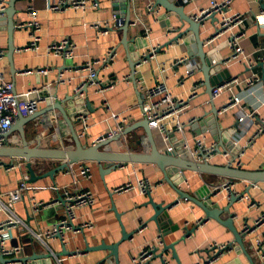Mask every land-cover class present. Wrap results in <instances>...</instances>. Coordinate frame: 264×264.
<instances>
[{
	"label": "crops",
	"instance_id": "crops-1",
	"mask_svg": "<svg viewBox=\"0 0 264 264\" xmlns=\"http://www.w3.org/2000/svg\"><path fill=\"white\" fill-rule=\"evenodd\" d=\"M97 1L100 5L99 10H87L85 12L79 10L51 12L47 10L45 0H19L16 2L15 25L28 21L26 11L29 6H33L38 11V18L42 23L40 32L41 48L38 52L27 50L32 28L27 26L19 29L16 27L14 32L16 50L13 55V62L8 58V33L5 30H0L1 47L6 55L0 66L5 78L14 83L16 92L23 93L31 88L46 84L50 85L52 101L61 102L66 111L76 118L80 111L85 108V105L78 104L76 99L70 101L69 98L77 95V89L80 87L84 88L83 77L85 73H76L75 69L88 61L105 58L111 51L115 50L117 55L114 62L107 67L100 68L98 74L100 81L109 89L104 94H97L93 90L88 89L79 100H84V102L88 100L93 109L89 113L90 120L86 137L81 139L84 144L90 146L99 140L107 138L115 124L111 119L112 113L120 114L126 119L124 131L141 122L144 119L142 114L143 99L141 104L137 90L140 89L141 91L142 89L143 91L144 89L153 88L159 80L156 71L163 67L167 86L174 95L189 99L188 92L193 85L201 80L204 82V87L199 91L198 96L188 100V105L182 115V121L186 123L184 135L176 134V138L182 141V138L185 137L194 143L196 138L203 137L207 143L217 141L220 145L222 139L227 142L234 137L233 139L238 141L244 136L240 142L244 153L241 159V167L249 170L264 169V130L253 139L252 143H249V140L255 136L257 128L260 126V119H264V63H261V56L264 55V0H233V11L246 15V20L242 27L245 37L241 39L240 45L245 54L258 63L253 70H249L238 61H232L228 65L223 66V69L228 70L230 73V78L225 81V83L229 84V88L224 90L221 96L214 101V105L219 111L226 108L222 114H218V124L221 133L218 126L215 128V125H209L213 105L212 103L207 104L211 97L207 92L201 71L192 78L187 79L184 87L177 84V80L173 75L175 70H183V67L179 65L175 68L174 64L179 58L187 56L190 59H196L188 55V46L192 45V33H187L189 26H183L173 16L170 21L175 30L169 32L168 28L171 23L161 18L165 14L163 10L159 14V21H156L146 11L148 0H135L134 7L137 10V14L152 29L153 38L161 45L156 59L137 67L136 88L131 80V69L126 59V51L121 44L123 33L120 28H116V23L112 21L114 15L120 14V9L116 11L115 3L126 2V0ZM209 3L210 0H191L186 5L185 11L189 16L193 17L202 9L208 8ZM105 21L111 23L114 28L109 35L100 39L97 38L95 31L84 28L85 24L104 23ZM1 25L4 26L3 23ZM213 26L214 20L211 19L206 22V29H201V38L204 41L212 33L210 29ZM183 31L186 34L183 36L184 42L182 45L174 43L165 47L167 43ZM142 34L141 25L130 27L128 38L136 39L135 44L142 47L140 51L143 54L147 49L146 42L141 38ZM62 39H69L77 45L75 54L70 58L48 56L46 54L47 45ZM215 46L219 47L218 55L223 59H227L234 54V51L226 45V37L218 39ZM138 51V49H135V53ZM39 68H49L52 72L47 76L25 73L28 70ZM61 73L64 74L65 81L58 84V78ZM256 78L260 80L259 86H261V90L245 98L240 104L228 107L231 99L235 97L243 98L254 91L258 84ZM251 81L254 82L253 85ZM104 103H107V105ZM47 107L48 103H43L33 115L36 116V119L25 126L26 135L31 146H36L40 143V146L44 148H73L74 141L61 113L56 110L41 115ZM242 113H252L253 115L251 118L253 126L249 129V133L246 136V131H242L238 124V119ZM198 121H201V126L193 129V124ZM75 128L77 133H80L84 128L83 122L78 121ZM232 131H239L237 134L241 133V135H234ZM153 137L162 152H168V149L172 148L171 144L164 141L158 130L153 131ZM221 148L222 150H231L227 146ZM149 149L147 134L143 129L139 128L123 136L119 141L110 143L102 150L149 152ZM238 151L240 150L236 152ZM12 162L15 168L10 170L11 167L9 165ZM5 163V166L0 167V195L4 196L5 201L10 198L13 200V210L25 224L12 231V244L23 246L26 257L34 254L51 255L50 250L54 254L51 258L52 263L48 262V260H42L37 261V264H58L55 257L63 253L64 244L59 237L56 236L46 240L49 250L30 231L40 233L50 230L58 224L64 214L63 194L64 188L67 187L91 191L95 196V203L91 207H83L77 211L78 224L89 221L93 223V228L78 233H69L65 246L68 251L74 254L59 256L66 259L62 264H100L101 262L116 264L114 257H110V250L104 249L103 244L111 246L118 243L122 238V225L127 232L135 234L131 239L119 246V264H133V259L139 256L141 250L148 244L158 243L159 237H161L163 245L157 247L159 251L148 264H164V262L166 264H179L174 259L171 250L163 253L165 251L164 245L178 242L186 232L185 229H194L200 220H203L204 223L199 226L196 233L191 235L185 242H180L176 245L177 255L181 264H197L206 261L207 258L215 253L216 249L212 247L215 243L226 245V249L220 259L213 264H250L248 258L238 249L233 233L216 221L206 219L203 211L195 204L180 200V204L170 210L173 223L179 225L180 229L162 237L161 230L156 223L150 222L154 210L151 205L147 204L148 195L141 196L135 191L125 193H116L114 191L117 187L127 182L134 183L138 179H149L152 182L164 183L152 193L156 203L166 205L175 202L178 199L177 195L164 181L163 174L153 165L127 164L118 167L111 173L102 175L97 163L86 162L82 164L91 169V178L81 176L80 165H76L72 174L64 170L56 173L55 180L48 177L35 183H30V173L24 160L5 161ZM59 166L60 162L58 161H37L32 168L36 175H43ZM25 177L28 178L27 183L29 185L44 189L21 193L19 186ZM186 179L188 180V185H180L181 188L194 196L199 194L202 197H205L208 193L214 194L213 187L223 186L228 181V179L201 176L191 172L186 173ZM51 186H57L59 190L51 189ZM230 189L231 192L222 190L221 194L214 198L215 201L220 203L221 208L227 207L229 198L233 193L248 194L252 196L255 202L261 204V208L258 210L249 207L247 202L240 200L231 207L230 212H224L222 218L233 217L235 226L241 231L245 224L253 225L258 214L264 211V184H261L260 189L254 190L249 189V185L246 182H237L233 189L232 187ZM33 201L42 203V207L36 215L33 214L31 208ZM146 224L147 230L139 233V229ZM244 244L248 254L255 263L260 264V259L255 253L253 244L247 241L246 238L244 239ZM88 247L92 249L89 250ZM77 252H82L83 254H77ZM31 263L29 262V264Z\"/></svg>",
	"mask_w": 264,
	"mask_h": 264
},
{
	"label": "built area",
	"instance_id": "built-area-1",
	"mask_svg": "<svg viewBox=\"0 0 264 264\" xmlns=\"http://www.w3.org/2000/svg\"><path fill=\"white\" fill-rule=\"evenodd\" d=\"M47 10L51 12H66L68 10H99L100 5L97 0H45ZM9 0H0V19L6 17V12L8 9ZM131 3V12H132V23L131 27H136L138 25L142 26L143 34L142 39L146 42L145 53H143V58L141 59V66L149 63L158 56L161 45L156 42L152 35V29L146 25L142 18L137 14V10L134 7L135 0H130ZM233 0H210L209 7L202 9L199 13L194 15L192 18L194 21H197L201 24V29L206 27V22L211 20L213 17H216L212 33L204 41L205 51L208 54V57L211 60L212 68L215 69L214 75L222 72L223 66L228 65L232 61H238L245 65L249 70H253L258 62H255L245 54L240 43L241 39L245 37V33L242 31L244 26L246 15L244 13L234 12L232 9ZM163 9L156 7L155 0H148L146 4V11L148 15L152 18L154 17L156 21H159V14ZM164 11V10H163ZM28 15V21L25 23L20 22L15 25L19 29L25 27H31L32 32L29 35L30 42L28 44L27 50L38 52L40 51L41 45V36L40 32L42 30V23L38 18V11L33 7L29 6L26 11ZM262 19V17H260ZM169 19H166V21ZM112 21L116 23V28H121L122 22L117 15H114ZM84 28L86 30L95 31L97 38L100 39L103 36L109 35L111 30L114 28L113 25L107 21L104 23H93L85 24ZM206 29V28H205ZM175 28L169 27L168 31L171 32ZM170 34V33H169ZM226 37V45L230 47L234 54L227 58L223 59L219 56V47L215 46V43L218 39ZM176 38V37H175ZM184 38H180L174 41L178 45H182ZM170 45V46H171ZM77 50V45L71 42L69 39H62L60 41L52 42L46 47V54L48 56L59 57L64 56L67 58L72 57ZM117 52L115 50L111 51L105 58H98L92 61H88L86 64L75 69L76 73L84 72V85L88 89L93 90L97 94H104L109 87H106L99 79V69L107 67L114 62ZM5 51L1 47V38H0V64L5 58ZM221 61L220 69L217 70L218 62ZM264 55L261 56V63H264ZM175 68L179 66L183 67L182 71L175 70L173 73L174 77L177 80V84L181 87H184L187 79L192 78L196 73L200 71V64L197 59H190L189 57L179 58L175 62ZM52 72L49 68H39L36 70H28L25 73H36L38 75L47 76ZM159 80L157 84L150 89H144L140 91L142 94L143 105H142V114L144 119L148 120L149 127L152 131L160 132L165 142L171 144L172 148H169L168 151L172 153H178L180 156L192 159L195 161L203 162L207 161L209 163L220 162L222 164H231L232 166L241 167V159L243 157V149L238 151L236 154L234 151L237 146L241 145L242 139L234 142V148L231 150L224 149L220 147L217 141L207 143L205 138L198 137L195 139L194 143L187 140L185 137L182 138V141H179L176 138V134L184 135V130L186 123L182 121V115L184 109L188 105V100L194 99L198 96L199 91L203 89L204 82L201 80L198 83H195L192 89L188 92V98L186 99L183 96L174 95L170 88L167 86V79L165 78V69L163 67L159 68L157 71ZM130 79V77H128ZM65 81L64 74L61 73L58 78V84ZM257 86L254 91L250 92L249 95L244 96L243 98L235 97L231 99L228 107H233L234 105L240 104L245 98L250 97L256 91L261 90L260 80L256 78ZM253 85L254 82L251 81ZM84 86V87H85ZM228 83H222L217 85L212 92L211 100L207 104L214 103V101L221 96L224 90H227L229 87ZM83 87L77 89V94L82 91ZM84 94V93H83ZM81 94L80 97H83ZM53 97L50 94V85H42L40 87L31 88L23 93H17L15 90V85L13 82L8 81L5 78L4 72L0 66V147H5L9 145H17L20 143L19 135L13 134L12 136H6L7 132L10 131L11 127L14 125L15 121L18 119L19 115L23 116H32L34 115L39 107L45 102H53ZM107 105V103H104ZM219 111L218 114H222L223 111ZM219 116V115H218ZM252 113H242L238 119V124L242 131H246L245 136L249 133V129L253 126L251 123ZM111 119L114 121V127L111 129L107 138L112 139L118 135L123 134L125 128L126 119L117 113H112ZM76 120L83 122L84 128L80 133H78L80 139L86 137V132L88 128V123L90 120L89 114H78ZM264 130V119H260V126L257 128L255 136H253L249 143L253 142L256 136H258ZM233 132V131H232ZM239 131L233 132L236 135ZM237 135H241L237 134ZM105 139L99 140L103 141ZM181 143L180 148H176V144ZM243 148V147H242ZM37 161L33 162L36 164ZM80 165V175L84 178H91V169L82 163L79 164H70L68 169L69 174L74 173V167ZM3 167V166H2ZM10 170L14 169L15 166L11 165ZM9 168V167H8ZM28 178L25 177L19 186V191L25 193L30 190L44 189V188H35L28 183ZM237 182L227 181L223 186L213 187L214 195L217 197L221 194L222 190H229L231 192V187L235 186ZM164 183L152 182L149 179H138L136 182H127L124 185L117 187L114 191L116 193H125L130 191H135L138 195L145 196L148 194L154 193L161 185ZM249 189H260L261 184L247 183ZM181 185H188V180L185 179ZM51 189L56 191L59 190L57 186H51ZM64 214L59 220L58 224L50 230H46L40 233H34L30 231L31 234L39 241L43 242L45 246L50 250L46 240L52 237H59L62 243L64 244L67 241V236L69 233H78L83 230H91L93 228L92 222H83L78 224V214L77 211L83 207H91L95 203V196L91 191L85 189H74L72 187L64 188ZM232 195H237L240 197V200H243L249 204V207L260 210L261 204L255 202L252 196L240 195L233 193ZM231 198V196H230ZM229 198V200H230ZM239 200V201H240ZM188 201V200H185ZM13 200L10 198L8 201H5L4 196L0 195V254L9 259H17L26 257L25 249L21 245L12 244V231L19 227H22L24 222L20 219L13 210ZM180 204V200L176 205ZM175 205V206H176ZM42 207V203L32 202V211L33 214H38ZM204 223L203 220L197 222L198 227ZM264 211L258 214L254 220L253 225L245 224L242 228V234L244 237L253 244L255 253L260 259V264H264ZM147 230V225L142 226L139 229V233ZM244 238V239H245ZM158 243L148 244L144 249L141 250L139 256L133 259V264H148L154 257V250L160 245H163L161 237H159ZM215 248V253L207 258L204 262H199L197 264H213L220 259L226 245H219L215 243L212 245ZM51 255L54 256L50 250ZM77 254H83L82 252H77ZM58 264H62L65 258L55 257ZM14 264H29L26 263H14ZM105 264V263H103Z\"/></svg>",
	"mask_w": 264,
	"mask_h": 264
},
{
	"label": "water",
	"instance_id": "water-1",
	"mask_svg": "<svg viewBox=\"0 0 264 264\" xmlns=\"http://www.w3.org/2000/svg\"><path fill=\"white\" fill-rule=\"evenodd\" d=\"M19 0H9L8 9L6 12V17L0 19V30H5L8 33V58L11 62H13V55L15 52L14 45V32L16 30L14 17L17 13L16 2ZM191 0H155L156 7H160L164 10L165 14L161 17L164 19H169L168 21L171 23V17H175L183 26L188 25L187 33H192L191 43L192 45L188 46V55L192 58H196L200 64V71L204 76L205 86L207 88V92L210 97H212V92L217 85H220L227 81L230 78V73L228 70H223L222 72L214 75L215 69L212 68L211 60L208 57L207 52L204 47V40L201 38V24L189 16L185 9L186 5ZM116 11H119L120 14H117L118 18L121 19L122 26L120 30L123 33L122 37V45L126 51V59L129 63V67L131 69V80L133 81L135 87L137 88L136 81V70L137 66L140 64L141 59L143 58V54L141 53V46L136 45V39H129L128 33L132 23V12H131V3L130 0H126V2H117L115 3ZM214 22L216 21V17L212 18ZM4 26H2V23ZM172 23L169 24V27H172ZM186 34L185 31L181 32L176 38L171 40L166 44L165 47L170 46L174 41L183 38ZM187 42V41H186ZM135 49L139 51L135 53ZM217 70L220 69L221 61L218 62ZM88 88L85 86L82 91L74 97H70V101H74L75 99L78 101L77 103L80 105H85V108L80 111L79 114H89L93 109L91 108L90 102L87 100L84 102L79 101L80 95L87 92ZM137 95L140 103L142 104L141 93L137 90ZM85 103V104H84ZM212 117L210 118L209 125H215V128L218 126V112L217 109L212 103ZM58 110L65 123L68 126L70 135L72 140L74 141L73 148H44L40 146V143L36 146H31L27 135L25 126L36 119V116H23L19 115L18 119L15 121L14 125L11 127L10 131L7 132L6 136H12L13 134H17L20 137V143L17 145H9L5 147H0V167L5 166V161L12 160H24L29 173H30V183H35L38 180L45 179L50 177L52 180H55V175L57 172L64 171L68 169L70 164H79L86 162L97 163L100 167V171L103 174L111 173L115 171L118 167L124 166L127 164H142V165H153L155 166L162 174L164 181L169 185L171 189L177 195V200L172 203H168L166 205L162 203H156L152 194H148V205L154 210L152 219L150 222H155L157 227L161 230L162 237L167 236L171 232L178 231L180 229L179 225H175L173 220L171 219L170 210L177 204L179 200H188L189 202L198 206L204 213L206 219H212L217 223L223 225L227 229H229L234 235V241L238 246V249L244 253V255L248 258L250 264H256L252 257L248 254L247 249L244 244V235L242 231L238 230L235 226L234 218L223 219L222 215L224 212H230V209L233 205L239 202L240 197L237 195H231L229 203L226 208H221L220 203L215 201L216 197L214 194H207L204 198L197 194L196 196L190 194L188 191H185L181 188V184L186 179V173L191 172L198 175H206L213 176L222 179H228L233 182H246V183H254V184H264V169L262 170H249L244 168H238L232 166L231 164H212L207 161L199 162L192 159H187L180 156L178 153L162 152L153 137V131L149 127V123L147 119H143L134 127H129L125 129L123 134L116 136L112 139H105L103 141L97 142L93 145H87L82 142L77 131L76 124L78 120H76L75 116L66 111V109L62 106V103L59 101L56 102H48V107L41 113V115H45L50 113L51 111ZM201 121L194 123L192 128H199L201 126ZM207 123V122H206ZM204 124V123H203ZM143 129L147 134L149 141V152H134V151H123V152H115V151H104L102 150L105 146L113 143L115 141H119L123 136H126L136 129ZM199 132V131H198ZM219 132L221 130L219 128ZM221 136V135H220ZM220 147L227 146L231 149L234 148V142L232 139H229L225 142V139H222ZM181 143L176 144V148H180ZM242 146H237L234 153L236 154L237 150H241ZM35 161H58L60 162V166L53 169L52 171L46 172L43 175H36L32 166ZM13 165V162L9 165ZM106 167V168H105ZM177 176H181L180 180H177ZM206 187V186H205ZM208 190L207 188H205ZM203 189L204 191H206ZM208 192V191H207ZM119 217V215H118ZM120 219V217H119ZM147 225V224H146ZM144 226V225H143ZM198 225L194 227V229H185V233L180 238V240L174 244L164 245L165 253L167 250H171L173 252L174 259L179 263V257L176 251V245L180 242H185L189 237L196 233L198 229ZM122 238L121 240L111 246L103 244L104 249L110 250V257H114L116 264H119V246L131 239L135 233L127 232L124 226L122 225ZM100 248V247H99ZM89 250L92 248L88 247ZM101 249V248H100ZM159 251V248L154 250V256ZM65 254L66 256L73 255L66 249V246L63 248V253L59 254V256ZM52 255H38L34 254L32 256L17 258V259H9L0 254V264H14V263H26L32 262L31 264H37V261H47L51 262ZM101 262L100 264H103ZM164 264H166L164 262Z\"/></svg>",
	"mask_w": 264,
	"mask_h": 264
},
{
	"label": "bare ground",
	"instance_id": "bare-ground-1",
	"mask_svg": "<svg viewBox=\"0 0 264 264\" xmlns=\"http://www.w3.org/2000/svg\"><path fill=\"white\" fill-rule=\"evenodd\" d=\"M181 179V176H177V180H180Z\"/></svg>",
	"mask_w": 264,
	"mask_h": 264
},
{
	"label": "trees",
	"instance_id": "trees-1",
	"mask_svg": "<svg viewBox=\"0 0 264 264\" xmlns=\"http://www.w3.org/2000/svg\"><path fill=\"white\" fill-rule=\"evenodd\" d=\"M215 164L221 165L222 163H220V162H216Z\"/></svg>",
	"mask_w": 264,
	"mask_h": 264
},
{
	"label": "rangeland",
	"instance_id": "rangeland-1",
	"mask_svg": "<svg viewBox=\"0 0 264 264\" xmlns=\"http://www.w3.org/2000/svg\"><path fill=\"white\" fill-rule=\"evenodd\" d=\"M16 135V134H15Z\"/></svg>",
	"mask_w": 264,
	"mask_h": 264
}]
</instances>
